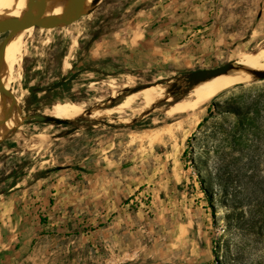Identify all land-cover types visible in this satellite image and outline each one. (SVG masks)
<instances>
[{
  "label": "rangeland",
  "instance_id": "obj_1",
  "mask_svg": "<svg viewBox=\"0 0 264 264\" xmlns=\"http://www.w3.org/2000/svg\"><path fill=\"white\" fill-rule=\"evenodd\" d=\"M25 41L8 89L21 120L0 133V264H264V79L214 97L199 127L165 112L188 101L186 73L247 68L264 48V0H100ZM158 85L148 109L22 122Z\"/></svg>",
  "mask_w": 264,
  "mask_h": 264
},
{
  "label": "bare ground",
  "instance_id": "obj_2",
  "mask_svg": "<svg viewBox=\"0 0 264 264\" xmlns=\"http://www.w3.org/2000/svg\"><path fill=\"white\" fill-rule=\"evenodd\" d=\"M25 2L26 0H0V16L6 19L16 16L22 10ZM62 3H64V1H56L52 3L46 9L45 15L53 16L59 14L60 13L59 5ZM91 7H92V0H85L80 7V13L82 14L87 13L91 9ZM32 30L13 36L9 44V47L4 55V63L1 71L2 73L1 81L6 90L9 89L10 83L15 78L14 67L19 65V62L23 58L24 51L27 45L25 39L30 35ZM249 59H251L252 62L249 63L248 65H242V66L247 67L249 69L264 70V48L256 55H250ZM240 64H243V62H240ZM258 66L262 67L263 69L258 68ZM247 76L249 75L242 70H232L227 74H223L215 78H212L206 82H202L198 84L199 86L196 85L197 87L194 86L195 88H192L190 90V93L185 97L188 99L187 102H181L180 101L181 99L177 101H172V103L170 104L171 107L168 108L167 111L165 110L164 111L168 113L169 115L168 118L178 114L191 113L192 121H190L188 125L191 126L193 124L196 126L198 124L199 113L207 106L209 101H211L214 97L226 91L227 89L242 84L247 79ZM154 87L156 88H149V89L145 88L146 90L145 91L143 90V92H136L133 95L131 94L127 96L125 98L124 103L117 104L115 108L113 105L110 108H104V109L93 108L88 112L86 110L85 105L78 108L76 105L68 101H65L58 108V110L61 111L60 113H58V115L56 113H51V112H47L43 115H47L55 118H62V119H74L83 116L85 113H87L89 117L95 119H101L106 117L110 118L115 113L130 109L132 105L137 101H141L142 104L141 109H148L165 98V95L160 93V91L164 89V85H158ZM112 93H114L115 96L116 91H112ZM165 100L171 101L172 99L168 97ZM14 101L16 102L15 104L16 108H11V105L8 103V108L6 110L8 113V120L4 125L3 131L13 128V126L16 125L19 120H21L20 112H19L20 110L18 105L19 101L16 97H14ZM0 110H1V103H0ZM134 111L136 113L139 112V110L137 109ZM124 120L126 121V119ZM184 135H185L184 132L182 131L178 132L179 138L184 137Z\"/></svg>",
  "mask_w": 264,
  "mask_h": 264
},
{
  "label": "water",
  "instance_id": "obj_3",
  "mask_svg": "<svg viewBox=\"0 0 264 264\" xmlns=\"http://www.w3.org/2000/svg\"><path fill=\"white\" fill-rule=\"evenodd\" d=\"M56 1H64V5L59 14L53 16L45 15L46 9ZM85 0H26L22 10L14 17L3 18L0 16V34L6 33V37L0 43V133L3 131L4 125L8 120V103L11 108H16L14 97L10 95L8 90L2 84L1 77V67L2 60L4 57L5 46L9 38L25 33L34 28L43 29H53L66 27L77 21L84 14L80 13V7ZM100 0H92V6L97 4ZM238 66L226 63L220 67L203 69L188 72L184 75V82L187 87L191 90L194 86L206 82L217 76L227 74L232 70H238ZM243 70L254 76L256 79H264V71L258 69L243 68ZM63 81L58 82L53 85V87H58L62 85ZM175 84H172L173 88ZM147 87H136L133 89L132 93L143 90ZM172 93V89L169 90ZM23 124H53V125H67L69 123L68 119H59L47 115H29L25 119H22ZM13 129V128H12Z\"/></svg>",
  "mask_w": 264,
  "mask_h": 264
},
{
  "label": "crops",
  "instance_id": "obj_4",
  "mask_svg": "<svg viewBox=\"0 0 264 264\" xmlns=\"http://www.w3.org/2000/svg\"><path fill=\"white\" fill-rule=\"evenodd\" d=\"M53 85H52L51 88L47 89L49 93L53 92L54 88H57V87H53ZM1 226L2 225H0V232H1ZM8 239L11 240V237L10 236L8 237L7 235H3L2 236L1 233H0V242L2 243V245L0 247V257H5V255H6V251H7V248H8V245H7Z\"/></svg>",
  "mask_w": 264,
  "mask_h": 264
},
{
  "label": "trees",
  "instance_id": "obj_5",
  "mask_svg": "<svg viewBox=\"0 0 264 264\" xmlns=\"http://www.w3.org/2000/svg\"><path fill=\"white\" fill-rule=\"evenodd\" d=\"M208 111H209V109H208ZM200 125H201V123H199L197 125V127H199ZM185 153H186V149L183 151V154H185ZM200 185H202L201 181H200ZM204 193H207V192L204 190ZM208 198H210L209 195H207V200H209ZM212 217H213V215H212Z\"/></svg>",
  "mask_w": 264,
  "mask_h": 264
}]
</instances>
